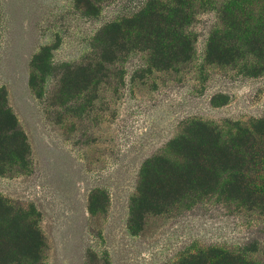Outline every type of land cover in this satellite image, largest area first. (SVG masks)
<instances>
[{"label": "rangeland", "instance_id": "1", "mask_svg": "<svg viewBox=\"0 0 264 264\" xmlns=\"http://www.w3.org/2000/svg\"><path fill=\"white\" fill-rule=\"evenodd\" d=\"M139 1L106 0L99 15H87L77 0H0V90L32 161L27 172L0 176V197L24 212L34 209L45 238L43 264H178L211 246L251 250L255 243L254 258L264 262V214L209 197L148 216L139 235L128 229L141 165L185 124L224 127L264 118V76L202 69L209 15L194 24L192 67L147 75L141 72L144 56L133 53L110 70L113 78L94 95L90 91L64 109L53 106L64 65L93 58L101 27L129 16ZM45 46L53 48V77L38 99L28 81L33 56ZM214 96L226 102L214 106Z\"/></svg>", "mask_w": 264, "mask_h": 264}, {"label": "trees", "instance_id": "2", "mask_svg": "<svg viewBox=\"0 0 264 264\" xmlns=\"http://www.w3.org/2000/svg\"><path fill=\"white\" fill-rule=\"evenodd\" d=\"M77 1L87 15H99L106 0ZM208 15L202 69L234 68L245 78L264 76V0H140L129 16L101 27L93 40V58L64 65L53 106L64 109L90 91L94 95L99 85L113 78L110 70L133 53L144 56L141 72L147 75L190 67L197 42L194 24ZM52 50L42 47L31 61L28 84L38 99L53 77ZM119 79L124 82L122 71ZM216 99L212 98L214 106L226 102ZM31 167L30 145L1 89L0 176L22 174ZM205 197L264 214V118L226 122L224 127L200 120L185 124L160 154L141 165L128 229L139 235L148 216ZM34 214L33 208L24 212L0 197V264H43L45 238ZM257 252L258 243L251 250L211 246L178 264H264L254 258Z\"/></svg>", "mask_w": 264, "mask_h": 264}]
</instances>
